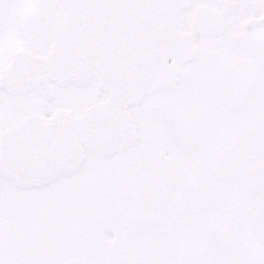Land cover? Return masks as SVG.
Returning <instances> with one entry per match:
<instances>
[{
  "label": "snow or ice",
  "instance_id": "snow-or-ice-1",
  "mask_svg": "<svg viewBox=\"0 0 264 264\" xmlns=\"http://www.w3.org/2000/svg\"><path fill=\"white\" fill-rule=\"evenodd\" d=\"M0 264H264V0H0Z\"/></svg>",
  "mask_w": 264,
  "mask_h": 264
}]
</instances>
